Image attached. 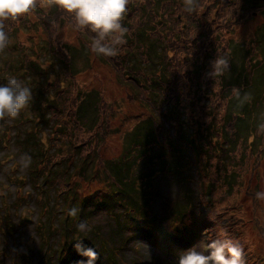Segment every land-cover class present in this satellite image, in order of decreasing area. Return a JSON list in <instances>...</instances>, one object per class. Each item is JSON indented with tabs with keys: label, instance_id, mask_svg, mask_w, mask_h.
<instances>
[{
	"label": "rangeland",
	"instance_id": "374dc122",
	"mask_svg": "<svg viewBox=\"0 0 264 264\" xmlns=\"http://www.w3.org/2000/svg\"><path fill=\"white\" fill-rule=\"evenodd\" d=\"M132 3L149 8L154 0ZM156 10L166 26L155 54L143 43L129 60L119 53L110 65L86 69L78 41L95 33L55 6L18 18L25 26L7 23L8 47L16 49L0 52V68L25 64L26 73L13 76L32 89V101L0 120V264H77L87 259L71 254L80 240L98 252L96 264H176L184 244L165 238L163 249L148 234L133 233L122 202L126 212L139 209L133 213L139 221L180 234L197 250L228 239L241 246L242 264H264V199L256 198L264 192V0H161ZM133 14L131 27L139 12ZM148 32L162 34L158 27ZM69 47L73 67L63 56ZM218 57L228 66L215 78ZM194 60L207 66L206 84L198 86L202 105L189 93ZM95 88L73 112L76 91ZM240 107L244 116L237 118ZM184 114L204 125L185 123ZM22 157H30L27 166ZM147 167L156 172L142 180ZM87 195L99 206L88 201L80 217L68 214ZM28 217L33 223L21 222ZM41 220L54 228L50 235L36 230Z\"/></svg>",
	"mask_w": 264,
	"mask_h": 264
},
{
	"label": "clouds",
	"instance_id": "9594fccd",
	"mask_svg": "<svg viewBox=\"0 0 264 264\" xmlns=\"http://www.w3.org/2000/svg\"><path fill=\"white\" fill-rule=\"evenodd\" d=\"M129 0H0V52L9 45L7 23L30 14L37 6L50 8L55 6L62 13L71 16L75 26L86 29L96 35L92 38L91 50L99 55L112 57L117 54V48L112 44L122 42L124 34L128 31L122 26ZM191 10V9H189ZM113 37L112 44L106 42ZM228 61L218 57L212 61L215 74L219 75L227 68ZM238 94V90H234ZM32 101V89L15 76L7 78L0 83V120L14 118L26 109ZM264 128V124L260 126ZM24 166L30 162V157H22ZM257 199H264V192L256 193ZM76 208L70 209L75 214ZM81 230L86 224L81 222ZM77 255L86 257L77 264H96L98 252L93 247H86L80 240L73 245ZM207 254L193 246L179 253L176 264H242V248L239 244L228 239H218L207 245Z\"/></svg>",
	"mask_w": 264,
	"mask_h": 264
},
{
	"label": "trees",
	"instance_id": "16d2710c",
	"mask_svg": "<svg viewBox=\"0 0 264 264\" xmlns=\"http://www.w3.org/2000/svg\"><path fill=\"white\" fill-rule=\"evenodd\" d=\"M167 1V0H166ZM182 1V0H181ZM161 2V0H154V5L147 8V6L145 4H131L130 6H127V11H126V14L124 16V18L122 19L121 23H122V26L127 28V32L124 34L123 38H122V42L120 43H117V54L115 56H118L119 53H121V56H123V60L126 61V60H129V57H131L133 54L137 53L139 51V49L141 48V45L140 44H145L147 46V51H149V54H151V52H153L152 54H155V49L163 43V27L166 26V22L161 20L162 18V15L158 13V11L156 10L157 6L159 5V3ZM252 3V2H251ZM249 4V3H248ZM130 8H132L130 10ZM132 12H134L136 14V12H139V15L137 16V19L135 21V27H131V25L134 24V14L132 15ZM10 22V21H9ZM126 22V24H125ZM16 25L18 26H25V23L22 22V21H19L16 20ZM36 23H33L32 25L30 24L29 26H34ZM128 25V26H126ZM9 27H11V22L9 24ZM152 27V28H151ZM154 27H158V30L160 29L162 32L161 35H150L148 31H152L154 30ZM262 27H264V22L262 24ZM13 31V29L11 30ZM202 35L199 36V39L203 36V33H201ZM96 35V34H95ZM175 38H177L175 36ZM84 40L82 39H79V49L82 50V54H81V60H82V64L84 65L85 69L86 68H92V66L96 63H107V65H110L113 63L114 59L116 58L115 56H112V57H105L103 55H97L95 54L92 50H91V46L88 45V43H92V41H88V40H85L86 38L84 37L83 38ZM107 41V40H106ZM110 44H112L110 42ZM113 46V45H112ZM259 46V44L257 43V47ZM7 48H10L9 51H13L14 49V52H15V49L16 47L14 46H9ZM145 49V48H144ZM65 50L67 52H64V57H68V61H71V65L73 67V62H74V58L72 56V48H65ZM77 53V50L75 51ZM56 54V53H55ZM65 57V59H66ZM111 61H109L108 60ZM50 59V58H49ZM140 62H143V60L141 59ZM194 65L192 67V73H189L187 79L189 80H192L190 76L194 75L196 72H198L196 78H194L196 81L199 79V75L203 74L205 68L207 66H205V63L204 61H197V60H194ZM51 63V62H50ZM166 63V68L164 69V73L163 75L166 76L168 75V64H167V60L165 61ZM169 63V62H168ZM11 65H12V62H11ZM52 65V63H51ZM106 65V64H105ZM129 68V67H128ZM127 68V69H128ZM119 68H115V70H118ZM126 69V68H125ZM258 70V69H257ZM19 73H26V68H25V64L23 63H19L17 69L15 70L14 67H11L9 62L7 63H4L2 65V67L0 68V83H4L6 82L7 78L10 77V76H13V75H16V74H19ZM172 71H171V75H172ZM4 74L6 75L4 77ZM174 76V75H173ZM187 76V75H186ZM239 77L243 78L244 79V75H243V71L241 70V72L238 73ZM74 77V75H73ZM72 77V78H73ZM172 77V76H171ZM177 77V76H176ZM201 78V76H200ZM169 81V91L171 90V81L169 80V78H165ZM195 82V81H194ZM199 85V83H197ZM213 84V83H211ZM72 85V84H70ZM243 86V84H242ZM101 89V88H100ZM243 89V87H242ZM241 89V90H242ZM93 92H96L98 93L99 90L98 89H89L87 92L85 91H80V90H77L76 93H75V96L71 99V101H76V98H80V101L78 103V105H75V110L76 108H79V107H84V105H87V101L85 100L87 95L90 96ZM97 95V94H96ZM92 99V98H91ZM60 104V107L58 109V107H56L57 109V113L58 115H60V113H63V108L65 106L62 105V102L59 103ZM49 107V106H46V108ZM179 109V107H178ZM73 110V112L75 111ZM242 111V107L239 108V111L236 113H234L233 115L238 117V118H242L244 116L243 113H241ZM64 114H66V111L64 112ZM242 114V115H241ZM241 116V117H240ZM62 120V119H61ZM60 120V116H57L56 117V122L58 123H63L64 120L61 121ZM65 123V121H64ZM59 129H61V131L63 130V126L60 124V127ZM54 133V132H53ZM58 131L55 132V134H57ZM155 170L152 169V168H146L144 171H143V176L141 177L142 180H148L149 178H151L154 174H155ZM26 181H23V183H25ZM29 184L33 185L34 187V184H32L31 180L28 179L27 181ZM131 185V183H130ZM133 187V186H132ZM40 192H43L42 188L40 189ZM63 195V194H62ZM61 195V196H62ZM89 197H84L83 201L80 203V204H77V207L76 206H73L74 208L77 209V212L75 214V218L77 217H80L81 216V211H79V209L81 210L82 207L84 206V203L85 205L87 204V199ZM54 199V198H53ZM76 199V197H75ZM131 200V199H130ZM132 201V200H131ZM54 202V200H53ZM133 203V201L131 202ZM70 204L71 206L74 204L73 201H70ZM83 204V206H82ZM72 208V207H71ZM68 209V214H70V209ZM137 208L135 207V210L136 211ZM139 210V209H138ZM191 212V211H190ZM67 215V214H66ZM74 218V219H75ZM24 219V222L26 224L30 223L31 222V218L28 217V218H23ZM30 219V221H29ZM67 220H68V216H67ZM42 222V221H41ZM48 223H39L36 227V230H41L43 231V233L46 231L47 235L54 230V228H52L51 226L48 227ZM50 228V230H49ZM135 229V232L134 233H142L143 235H146L148 234L150 237L152 236V234L155 232V233H158L159 229H155L153 227V225L151 224H148V223H139V224H136L134 225L133 227ZM70 230V228H69ZM177 232H179V229H176ZM179 237V240L181 238H186L180 234H177ZM186 235V234H185ZM187 236V235H186Z\"/></svg>",
	"mask_w": 264,
	"mask_h": 264
},
{
	"label": "bare ground",
	"instance_id": "6f19581e",
	"mask_svg": "<svg viewBox=\"0 0 264 264\" xmlns=\"http://www.w3.org/2000/svg\"><path fill=\"white\" fill-rule=\"evenodd\" d=\"M84 205H85V203H84ZM82 206H83V204H82Z\"/></svg>",
	"mask_w": 264,
	"mask_h": 264
}]
</instances>
